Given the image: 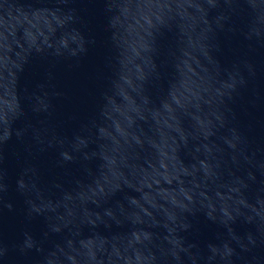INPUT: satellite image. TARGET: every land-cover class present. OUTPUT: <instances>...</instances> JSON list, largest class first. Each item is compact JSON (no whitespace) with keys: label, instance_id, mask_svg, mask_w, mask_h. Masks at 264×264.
Listing matches in <instances>:
<instances>
[{"label":"water","instance_id":"95a60500","mask_svg":"<svg viewBox=\"0 0 264 264\" xmlns=\"http://www.w3.org/2000/svg\"><path fill=\"white\" fill-rule=\"evenodd\" d=\"M0 264H264V0H0Z\"/></svg>","mask_w":264,"mask_h":264}]
</instances>
